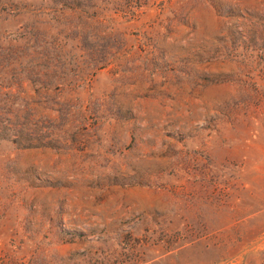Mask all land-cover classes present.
Listing matches in <instances>:
<instances>
[{"label": "rangeland", "instance_id": "1", "mask_svg": "<svg viewBox=\"0 0 264 264\" xmlns=\"http://www.w3.org/2000/svg\"><path fill=\"white\" fill-rule=\"evenodd\" d=\"M143 1L0 0V264H264V0Z\"/></svg>", "mask_w": 264, "mask_h": 264}, {"label": "trees", "instance_id": "2", "mask_svg": "<svg viewBox=\"0 0 264 264\" xmlns=\"http://www.w3.org/2000/svg\"><path fill=\"white\" fill-rule=\"evenodd\" d=\"M78 2V1H77ZM76 2V3H77ZM144 3H145V1H143V0H138V2H137V4H139V6H143L144 5ZM142 4V5H141Z\"/></svg>", "mask_w": 264, "mask_h": 264}]
</instances>
